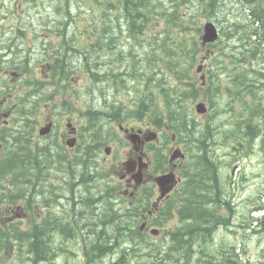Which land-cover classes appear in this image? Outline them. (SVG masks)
<instances>
[{"label": "trees", "instance_id": "16d2710c", "mask_svg": "<svg viewBox=\"0 0 264 264\" xmlns=\"http://www.w3.org/2000/svg\"><path fill=\"white\" fill-rule=\"evenodd\" d=\"M94 1L97 8L90 16V24H92L91 34L88 36V39H91L90 42L80 44L72 40L68 42L66 38H63L59 47L61 54L52 60L54 63L52 72L55 77L68 79L73 71L70 63L71 54L80 53L84 57V68L94 88H98L101 94L102 91L109 89L113 91L133 89L135 94L128 103L122 99L109 101L108 97L103 96L100 107L87 110L85 116L92 128L93 142L91 146L83 150L82 155L75 157L74 170L73 162L68 160V155L61 148L54 147L56 144L39 146L33 145L30 139H22L12 148L9 149L8 146L4 156L0 157V211L4 204L8 209L7 213H1V215L10 214L13 205L21 198L27 199L28 205L32 204L35 199H40L41 193L45 192L44 187L48 188L45 195L47 192L52 194L55 186L48 183L50 164L65 167L73 174L75 167L78 171L82 170L79 174L81 177L78 173L76 176L80 178L78 182L81 186L85 187L90 180V165L96 146L100 145V141H103L107 135L102 129L108 124H122L127 119L137 120L147 128L163 131L164 137L172 132L179 140L186 139L187 144L201 142L204 145L203 151L193 159L194 166L185 171L188 179L186 186L190 187L177 195L178 206L169 210L170 205H168L160 210L158 215L170 220L175 212L184 222L185 227L172 234L169 248L176 253L181 252L179 253L181 260L185 263L187 261L188 264L190 262L191 264H213L211 260L204 262L195 257L197 252L194 251V245L197 242L211 241L219 226L227 224V220L218 215L221 203L220 193L213 187L214 183H211L212 168L208 166V150L204 144V141L209 139L208 133H204L207 128H198L192 117L191 103L198 98V89L192 79V70L198 63L200 46L199 41L190 37V34L194 32L200 35L201 17L192 16L190 20H187L186 14L180 8L186 4V0H170L171 3H175L172 5V10L160 9L158 3L161 0H106L105 4L100 0ZM221 1L211 0L209 7L213 8ZM120 20L123 21V26ZM160 23L164 24V27H160L158 32H151L149 36L150 54L145 59L146 71L134 76L132 69L126 68L121 73L111 67L109 72H106V67H102L103 71L98 68L96 57H100L110 47L113 48L119 38V35H115V28L116 31L120 29L122 31L125 27L128 37L136 42L141 40L142 35L149 33L147 30L149 25L152 28ZM70 31L75 32L74 29ZM247 33L242 23H237L235 27L234 25L223 26L220 29L221 38L210 47H219V56L218 59L214 58V63L217 68L226 71V77L220 76L222 71L218 69L208 70L210 79L216 78V82L210 83L211 87L207 89L206 95L209 103H213L217 95L224 92L230 99L228 106L231 108L229 110L236 111L243 121L246 120L254 127L257 126L253 123L257 117L256 114L263 115L259 100L264 94L260 93L258 101H254L257 93L253 91H264V75L252 80L246 77V70L248 63L252 60L264 59V51L260 46H254L247 41ZM78 46L92 50L91 52H80L76 49ZM90 53L94 54L93 59L89 58ZM129 57L133 59L131 55ZM158 60L163 62V66H160ZM131 66L135 67L134 64ZM169 73L172 75L168 77ZM178 74H181V77ZM131 78L137 81L134 86H130L132 80L129 79ZM90 86L88 85L87 91L93 90ZM125 96H127L126 92ZM110 131L107 133L109 134ZM248 133H251V137L254 136V130L249 126L246 134ZM161 156L163 155L157 154V158L160 159ZM157 170L162 171L163 169L158 168ZM65 184L70 195L67 203L70 205L73 218L62 219L61 216L56 215L53 217L52 206L46 204V215L33 221L29 229L24 230L21 221L3 225L0 228V250L12 247L15 254H18L17 260H21L20 262L38 264L42 260L48 262L53 257L52 243L55 235L72 239L75 236H81L83 230L87 228L88 237L83 238L85 256L94 259L114 252L118 244L125 241L116 236L118 227L125 226L128 231H131L137 223L120 219L118 215L120 211H115L111 204L104 205L102 211L95 213L96 199L93 195L85 193L84 197L77 196L75 195L77 185L74 181ZM7 187L8 190L4 189ZM86 192L89 191L86 190ZM107 194L111 195L112 189L108 188L102 196H107ZM53 195L56 196L54 193ZM45 198L46 200L53 199L50 195H46ZM36 205L33 206L35 210H37ZM136 215L135 211L128 209L123 216L134 218ZM88 216L90 221H84V218ZM262 226L264 228V223ZM95 229H99L98 233H95ZM156 254L155 260L151 259L142 264H169L168 260L165 262L162 259L166 257V253L161 255L157 252ZM21 257L23 258L20 259ZM125 257H120L116 264H127ZM17 260L13 259L11 262L17 263ZM175 263H178V259Z\"/></svg>", "mask_w": 264, "mask_h": 264}, {"label": "rangeland", "instance_id": "374dc122", "mask_svg": "<svg viewBox=\"0 0 264 264\" xmlns=\"http://www.w3.org/2000/svg\"><path fill=\"white\" fill-rule=\"evenodd\" d=\"M100 1L103 4L106 3V0ZM168 1L161 0L158 3L159 8L172 10V5H175V3H171L170 0ZM197 1L191 0V5L183 9L187 20H190L192 17L191 12H196ZM95 4L94 0H0V17L2 18L3 26L0 28V43L1 40L5 41L6 38L20 40L19 53L10 57L11 60H14V63L19 61V63L24 64L25 57H28L30 79L44 80L45 89L43 94L39 95L41 91H32L35 87L34 81L30 82L28 80L29 84L27 83L26 86V82L22 79L26 74H23L21 69L15 70L21 75L14 78L4 80L5 76L2 77L0 75V85H3L2 89L5 90L0 91V111L2 114H10L13 118V121H9L10 128H15V122L19 120L17 122L19 128L17 127V129H20L22 133L27 132L28 127L27 123H24L20 119L28 117L27 121L33 125V138L31 140L33 145L45 146L44 143L53 142L54 139L58 141L57 136H60V138L62 135L67 136L65 133L70 130L66 128L68 123L78 130L79 135L77 140L78 142L80 141L79 150L82 146V141L87 145L91 140L87 136V132L84 133L83 130V127L87 123L85 113L88 108L101 106L103 98L99 89L94 88L92 84L90 88H93V90L85 91L86 75L80 69L73 75L70 81L64 84L66 86L60 91L59 84L50 81V78H48V71H50L49 68L52 69L54 64L52 60L61 54L59 47L63 38H66L68 42L72 40L80 44L88 43V36L91 34L92 27L90 16L92 11L97 8ZM227 5L228 0L224 6L226 7ZM246 6L242 5L244 14H246ZM205 19L206 17L202 15V25L207 21ZM112 21L114 23L113 19ZM120 23L123 26L122 20H120ZM161 25L160 23L152 28L149 25L148 30L152 33L158 32L160 27H164V24ZM4 28H6L7 36H2L1 34V31L5 32ZM19 29H22L24 33L19 34ZM73 29L75 32L70 31ZM121 33L122 36H119L118 43H114V48L111 52H106L105 56L101 54L100 57H96L98 68L103 71L101 65L104 60L105 63L110 64L112 69H118L122 72L124 68L134 70L135 74L146 71L145 59L150 54V47L148 46L150 34L144 35L141 38V42L134 43V41L126 38L125 27L122 28ZM44 35H47V37H44ZM190 37H194L199 41V35H196L194 32L190 34ZM218 48V46L202 47L201 52H199L198 59H201V55L206 56V61L204 62L205 73H207L208 69L215 68L214 58L218 59ZM76 49L80 52H91L92 50L91 48H82L80 46ZM7 55L8 53L4 56L6 57ZM130 55L133 59L129 57ZM93 56L94 54H89L90 59H93ZM132 60L136 61L137 64ZM262 60L261 64L264 65V59ZM158 62L160 66H163L161 60H158ZM70 63L72 66L80 68L84 64V57L80 53L71 54ZM132 64H134V68H132ZM220 71L223 72L221 76L225 78L226 71ZM170 75L172 74L169 73L168 77ZM195 75V71L192 70L194 79ZM178 76L181 77V74H178ZM213 80L215 79L213 78ZM177 81L180 83L178 79ZM70 83H72V89L69 87ZM132 85L130 84V86ZM199 91L200 98H203L204 90L199 89ZM22 95L23 97H21ZM121 95L123 96V93ZM226 97V95L221 97L220 102L222 100V104L218 106V110L210 108L206 114L199 117V121H201V124L208 123L213 128L210 132L209 144L216 158L215 176L221 195L224 199H228L231 202L229 208L232 209V213L231 217L229 216L228 218L230 225L228 228H219L211 241L197 242L194 245L195 251H197L195 257L205 262L212 255V258L209 259H212L216 264H226L222 261V255L230 258L235 264H264V228L256 226L260 222V219H264V212L255 210L256 207L264 205V165L262 164V156L257 151V148H255L256 150L248 158L238 159L231 155L234 153L236 146H231L230 142L238 139V134L236 133L235 136L228 138L234 131V126L228 125L234 124L237 117L222 113V111L229 109ZM127 100H129V97ZM49 121H53L56 124L50 134L51 136L47 138L39 137L38 129ZM129 123L130 121L125 126H133ZM131 123L138 124L135 121ZM102 130L108 137L104 141L106 142L105 146L101 148L99 156L96 158L99 162L97 163L99 168L96 169V175H90V180L86 183L85 187H76L77 192L75 195L77 196H82V192H86L87 189L90 191L86 192L88 195L104 194L107 190L104 179L116 180L121 163L124 161V151L131 150V146H126L124 143L123 145L121 144V141L129 143L123 131L117 133L115 130H112V133L110 131L108 134L107 131L110 130L108 127ZM16 131L12 134L15 135ZM29 131L31 130L29 129ZM63 141L64 139H59L60 143H63ZM185 141L186 139H184V144H186ZM63 144L65 146V142ZM106 147L112 148L109 156L103 153ZM66 150L67 154L71 157L72 152L68 147H66ZM48 167L50 170L48 178L53 181L55 188L52 190V194L47 193V195L53 196V193L57 194L58 196L54 200L59 197L57 203L53 205L52 215L53 217L55 215L61 216L62 219H72L73 215L70 213V205L67 203L70 195L65 183H71L69 178L73 173H69L65 167L59 165L52 166L50 164ZM76 170L78 175L82 172V170L78 171L77 168ZM77 178L80 181L78 176L75 178L71 177V181L76 182ZM45 190L47 191V188ZM40 201H34L30 205L22 201L16 204L21 209H15L11 215L23 218L22 225L24 229L29 228L33 221L40 218L38 209H33L35 204H39L40 207L43 206ZM105 202L103 200L97 204L98 211L102 210ZM118 203L120 205L113 204L116 207L118 206L117 208L124 207L120 202ZM222 217L227 218V216ZM84 221H90V217L84 218ZM2 224L0 223V228H2ZM178 225H180L179 220L177 217H174L165 227H159L161 236L158 238L151 237L150 246H144V250L133 246V244H130L125 239L124 242L118 244L119 246L114 252L97 260L84 256L81 236L66 239L55 235L52 243L53 257L47 264H116L122 256H126L125 260L127 264H142L151 259L155 260L154 256L157 255V252L161 255L166 253V257L162 259L165 262L168 260L169 264H188L187 261L185 263V261L181 260V254H179L181 252L176 253L169 249L171 247L170 239L164 235L165 231L175 230L178 228ZM146 234L149 236L148 233ZM141 247L143 248V246ZM157 257L161 258V256ZM176 259H178V263H175Z\"/></svg>", "mask_w": 264, "mask_h": 264}, {"label": "flooded vegetation", "instance_id": "af4514ba", "mask_svg": "<svg viewBox=\"0 0 264 264\" xmlns=\"http://www.w3.org/2000/svg\"><path fill=\"white\" fill-rule=\"evenodd\" d=\"M247 9L246 14L248 15V24L252 27H257L260 30H264V0H251V5L246 3ZM259 5V6H258ZM261 6V7H260ZM259 34L260 32H256ZM7 41H2L0 43V58L3 60L4 64H11V60L9 54L11 53V49L7 48L6 45ZM5 47V48H3ZM8 53V55L5 57L4 55ZM9 56V57H8ZM2 69L0 68V71ZM4 76L8 75H17L14 73V71L11 70H5L3 71ZM3 87H0V91H5L2 89ZM23 91V90H21ZM67 137L71 138L70 134L68 136H61L62 139H66ZM149 140L146 139L144 135L141 136V140L138 141L136 144L135 149L138 150L137 152H134L133 150L126 151L125 157L126 158H132L136 159L138 156L143 157L144 161H146L149 164V167L147 170H144L143 176H144V183L142 186H137L134 181L132 180L131 175H125L122 171L119 173V182H121V188H122V198H127L126 204L128 206H133L134 201L135 203H138L140 201V196L144 192L148 185L151 183L152 180V166H153V158H151V155H149L148 147H150L151 142H148ZM129 144V143H128ZM178 166H181V164H169L168 171L174 172ZM136 167H138V162L136 164ZM153 196L149 199L147 205L152 206V203L154 202L155 198V188L152 187Z\"/></svg>", "mask_w": 264, "mask_h": 264}, {"label": "water", "instance_id": "95a60500", "mask_svg": "<svg viewBox=\"0 0 264 264\" xmlns=\"http://www.w3.org/2000/svg\"><path fill=\"white\" fill-rule=\"evenodd\" d=\"M217 38H218V34L216 31V28L214 27L213 24L207 23L204 26V34L202 36L203 43L214 42ZM198 71H200V67L198 68ZM196 109L199 113H203L205 111V108L202 104L197 105ZM50 126L51 125L49 124L48 126L42 128L40 130V135L47 134L50 131ZM68 145L72 146L73 143L68 142ZM108 152H109V149H106V153ZM176 155L177 154L175 153L173 156V159ZM125 165H126V171L128 173H130L134 169L133 162H127ZM136 178H137V182L139 183L141 181V175L139 172L136 174ZM156 183L161 193L160 198L164 197L173 187V185H171L173 183V176L171 174L159 176L158 178H156ZM153 233H156V231H153Z\"/></svg>", "mask_w": 264, "mask_h": 264}, {"label": "bare ground", "instance_id": "6f19581e", "mask_svg": "<svg viewBox=\"0 0 264 264\" xmlns=\"http://www.w3.org/2000/svg\"><path fill=\"white\" fill-rule=\"evenodd\" d=\"M243 5H246V3H245V4H243Z\"/></svg>", "mask_w": 264, "mask_h": 264}]
</instances>
